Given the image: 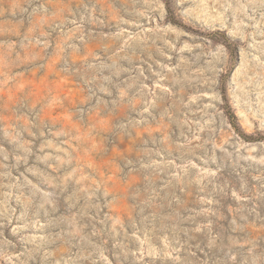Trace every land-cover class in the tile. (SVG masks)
<instances>
[{"label": "rangeland", "instance_id": "374dc122", "mask_svg": "<svg viewBox=\"0 0 264 264\" xmlns=\"http://www.w3.org/2000/svg\"><path fill=\"white\" fill-rule=\"evenodd\" d=\"M0 264H264V0H0Z\"/></svg>", "mask_w": 264, "mask_h": 264}, {"label": "trees", "instance_id": "16d2710c", "mask_svg": "<svg viewBox=\"0 0 264 264\" xmlns=\"http://www.w3.org/2000/svg\"><path fill=\"white\" fill-rule=\"evenodd\" d=\"M227 108H228L227 113H228V117H229V120H230L231 125L235 128V130L238 133H242V132H240L241 130H240L239 126L237 125V121H236L237 119H236L235 114L231 111L230 106H227ZM241 135H243V137L245 139H249V140L250 139H253V138H251L249 136H246L245 134H241Z\"/></svg>", "mask_w": 264, "mask_h": 264}]
</instances>
